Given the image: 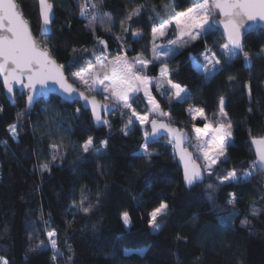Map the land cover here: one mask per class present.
Listing matches in <instances>:
<instances>
[{"label": "trees", "instance_id": "obj_1", "mask_svg": "<svg viewBox=\"0 0 264 264\" xmlns=\"http://www.w3.org/2000/svg\"><path fill=\"white\" fill-rule=\"evenodd\" d=\"M164 1L92 0L99 13L93 21L90 6L81 16V4L89 0H51V32L43 39L50 44L54 59L68 68L66 75L87 67L89 61L97 62L103 49L98 40L105 41L112 56L124 52L122 44L131 56L136 51L132 33H147L162 23ZM173 1L167 4L177 12L195 2ZM16 2L37 35V1ZM138 6L140 14L125 21L128 31H122L121 21ZM224 43L214 28L167 60L173 70L171 78L190 93L184 102L170 105L168 97L152 87L162 109L170 112L172 126L188 133L185 147L190 151H194L193 121L187 109L204 107L214 120L220 97L225 99V111L233 124L228 159L211 178L189 188L183 183L171 145L150 159L134 155L141 149L142 139L125 135L127 123L121 106L110 115L108 126L95 128L89 112L77 102L69 104L49 95L27 110L24 93L16 92L12 104L0 84V257L8 264H264V172L256 171L248 182L236 184L220 185L216 178L232 168L243 175L256 159L252 137L264 136V31L248 33L238 56L205 80L192 67L190 56L203 62L207 48L223 63L220 46ZM73 49L78 51L73 53ZM243 52L250 54L249 62ZM74 57L76 63H71ZM159 66V62L154 68L150 65L148 75L157 76ZM96 97L104 101L102 95ZM132 103L138 113L147 111L142 95L136 94ZM22 110L23 115L18 116ZM14 123H19L15 139L8 127ZM196 123L203 125L199 118ZM88 136L94 138L99 156L80 149ZM53 143L61 145L63 158L41 172L40 165L51 162ZM82 189L87 197L84 206H92L87 214L78 204L73 207L74 201H80ZM232 194L236 201L228 204ZM161 201L168 203L169 210L158 218L160 230L153 231L148 213ZM125 211L129 213L127 225L122 219ZM245 219L248 223L242 224ZM52 229L57 233L58 254L47 243L46 232ZM40 240L45 246L36 248ZM126 249L132 251L126 254Z\"/></svg>", "mask_w": 264, "mask_h": 264}, {"label": "snow or ice", "instance_id": "obj_2", "mask_svg": "<svg viewBox=\"0 0 264 264\" xmlns=\"http://www.w3.org/2000/svg\"><path fill=\"white\" fill-rule=\"evenodd\" d=\"M39 5L41 35L37 38L32 34L29 21L23 16L15 0H0V77H2L6 95L14 97L17 86H19L21 94L24 91L27 92L26 103L31 106L38 98L46 99L50 91L58 89L66 101L82 100L85 107L90 106L93 120L97 124L108 123L103 119L102 113L108 115L118 106H122V115L126 110L130 112L125 125V135L129 134V127L137 121L141 127L148 123L151 124V134L147 131L144 132L145 142L141 145V151L134 155L150 159L154 155L150 150L151 144L158 142L161 134H166L174 154L179 156L183 165V179L186 185L192 186L202 182L205 178H211L218 172L220 165L228 159L227 152L231 143L229 138L233 136V124L225 111L224 97H220L218 112L215 114L214 120L209 119L204 107L190 106L187 109L193 121L191 130L197 141L192 145L194 151H189L183 147L190 139L188 133L184 129L172 126L170 112L164 111L152 94V84L155 81V89L161 96L168 97L170 105L174 101L184 102L190 93L187 87L171 78L173 70L169 67L167 60L174 58L192 41H197L214 30L216 24L222 25L223 35L226 37V43L220 46V54L225 58L223 63L215 52L209 54L211 50L207 48L202 54L203 63L194 56H190L192 67L203 75L205 80L211 79L222 70L224 64L230 63L243 49L242 30L246 27V22L254 24L264 21V0H202L185 11L169 15V18L164 20L158 28L152 29L153 57L151 60L145 59L142 54H137L129 59L123 44L121 49H124V54L112 56L105 41L98 40L103 49L97 58V63L93 64L89 61L87 67L72 72L70 75H66L68 68L64 64L57 63L53 58L50 44L43 39L44 36L50 35L49 26L52 23L54 5L49 0H39ZM89 6L93 10L91 19L94 21L99 13L96 11L97 4L92 0H89V3L81 4V16L87 14ZM140 12L141 7L138 6L127 13L125 19L121 21L122 31H128V28L124 27L125 21H131ZM217 14L221 17L219 21L215 19ZM103 15L110 18L109 13H103ZM173 24L175 25L176 38L169 40L167 45H157L155 40L165 38ZM132 35L133 37H142V33L139 31H134ZM117 39L121 38L118 36ZM77 51V49H73V53ZM243 58L245 62H249L250 54L243 52ZM156 62L160 63L159 76L151 77L147 75V72L150 70V65L155 67ZM71 63H76L75 57ZM77 83L82 86V90L75 86ZM140 92L143 93L148 108V111L143 114L138 113L132 103L135 95ZM97 94L103 96L104 102L97 100ZM80 111V108H77L76 114H79ZM20 115H23V110L18 113V116ZM165 118H167V122ZM198 118L203 122L202 127L196 123ZM8 127L15 139L19 123L11 124ZM251 142L256 147V159L250 162L249 168L245 169L243 175H238L235 168L228 170L226 175H217L218 184L248 182L256 171L264 172V137H252ZM103 146L107 147V141L103 142ZM79 147L85 154L94 153L97 156L101 154L100 150L94 149L92 136H88ZM50 149L52 151L51 162L42 163L40 165L41 172L50 170L52 162L63 158L60 144L53 143L50 145ZM200 160L203 161V164L198 163ZM207 187L214 189L212 184ZM84 191L85 189L81 190V199L79 202L74 201L73 207L78 204L79 209L87 214L92 206H84L87 199ZM235 201V194H232L227 203L234 204ZM168 210V203L161 201L148 213V223L153 231L160 230L161 225L158 223V218L167 215ZM255 214L253 211V215ZM122 219L126 225L129 223L127 211L122 213ZM241 223L247 224L248 220L245 219ZM46 236L47 243L51 245L54 253L58 254L55 229L47 231ZM45 243L44 240H40L35 247H43ZM125 251L127 254L132 250L126 249ZM140 251L143 252V250ZM56 258L57 255H54L53 259ZM68 260L70 262L71 257ZM0 264H8L7 259L0 257Z\"/></svg>", "mask_w": 264, "mask_h": 264}, {"label": "rangeland", "instance_id": "obj_3", "mask_svg": "<svg viewBox=\"0 0 264 264\" xmlns=\"http://www.w3.org/2000/svg\"><path fill=\"white\" fill-rule=\"evenodd\" d=\"M202 2V0H195L194 4L196 3H200ZM164 3L166 4L163 8V12L161 14V18H163L162 22L164 20H167L169 18V15H174L175 13H177V11H175L174 7H170L168 4L169 3H174L173 0H166L164 1ZM168 3V4H167ZM167 6V7H166ZM185 11V10H184ZM161 24V23H160ZM159 24V25H160ZM159 25L155 26V27H159ZM142 33V37H133L134 40H135V44H136V51L133 55H128L127 53V56L129 59H131L132 57H135L137 56V54H142L143 57L145 59H149L151 60L152 57H153V52H152V47H153V37H152V30L150 32H147V33H144L142 31H139ZM205 36V35H204ZM202 36V37H204ZM201 37V38H202ZM176 38V35H175V25H171L170 26V29L169 31L167 32L166 34V37L165 38H157L155 40V43L157 45H160V46H164V45H167L168 41L169 40H174ZM193 42V41H192ZM119 54H124V52H120ZM209 54H211V52H209ZM110 58V57H109ZM97 63V62H96ZM203 63V62H201ZM95 64V63H94ZM159 69H160V66L158 68V74L157 76H154V77H158L159 76ZM148 75V73H147ZM201 77H203V75L199 74ZM150 76V75H149ZM152 77V76H151ZM155 86V81L153 82L152 84V87ZM156 90V89H155ZM157 91V90H156ZM140 95H142L143 97V93L140 92L138 93ZM145 100V99H144ZM146 102V100H145ZM147 103V102H146ZM122 107V106H121ZM119 111V110H118ZM147 111H148V108H147ZM120 113H121V108H120ZM189 114V113H188ZM122 115V114H121ZM129 115H130V112H128L127 110L124 112V114L122 115L123 118H125V122L127 123L128 119H129ZM190 116V115H189ZM167 119V118H165ZM203 126V125H202ZM200 126V127H202ZM147 127L148 131L145 129ZM192 128V127H191ZM147 131L149 134H150V130L148 128V124H146L144 127H141L139 125V122H135V124L133 126H130L129 129H128V136H132V137H137V138H140L142 139V144L145 142L144 140V132ZM10 132V131H9ZM192 132V130H191ZM11 135H13L11 132H10ZM193 137H192V141L194 142L193 144H196L197 141H196V138H195V135L194 133H192ZM264 137V136H263ZM230 141H231V137L229 138ZM165 145H171L168 143V140H164V139H159L158 142L156 143H153L151 144V147H150V150L153 152V153H157L162 147H164ZM172 146V145H171ZM141 151V149L139 150V152ZM201 162L203 163V161L201 160ZM2 170L5 171L6 168L2 165ZM206 216L210 217V215L208 213H206ZM132 250V249H131ZM140 250H143V249H140ZM140 250H138L139 252H141ZM144 251V250H143Z\"/></svg>", "mask_w": 264, "mask_h": 264}, {"label": "water", "instance_id": "obj_4", "mask_svg": "<svg viewBox=\"0 0 264 264\" xmlns=\"http://www.w3.org/2000/svg\"><path fill=\"white\" fill-rule=\"evenodd\" d=\"M37 1V4H38V11H39V18H40V5H39V0H36ZM15 2H16V0H15ZM49 2H51V0H49ZM17 3V2H16ZM52 3V2H51ZM18 4V3H17ZM53 4V3H52ZM19 5V4H18ZM19 7H20V5H19ZM20 9H21V7H20ZM23 14V13H22ZM53 14H54V8H53V12H52V19H53ZM24 16V15H23ZM25 17V16H24ZM215 19L217 20V21H219L220 19H221V17L217 14L216 15V17H215ZM29 24H30V22H29ZM40 24H41V19H40ZM52 24V23H51ZM51 24H50V32H51ZM248 25H251L250 27L248 26ZM214 28H216V29H218V31L220 32V34H221V37L224 39V41H225V43H226V37L223 35V32H224V30H223V26L222 25H219V24H216L215 26H214ZM30 29H31V31H32V34L35 36V37H37V38H39L40 37V26H39V29H38V34L37 35H35L34 34V32H33V30H32V28H31V24H30ZM257 29H261V30H263L264 31V21H258V22H256V23H252V22H246V27L242 30V42L244 41V38H245V36L248 34V33H250V32H252V31H254V30H257ZM45 37V36H44ZM243 50V49H242ZM241 50V51H242ZM54 58V57H53ZM58 63V62H57ZM0 84H1V86H2V91H3V94H4V96H5V98L10 102V103H14V97H15V94H14V97H9L8 95H6V90L5 89H3V80H2V77H0ZM76 86V85H75ZM77 88H80V87H78V86H76ZM81 90H82V88H81ZM16 92H17V94L18 95H21V90H20V87L19 86H17V89H16ZM15 92V93H16ZM25 95H26V100H27V92L26 91H24L23 92ZM49 95H54V96H56V97H58L59 99H61L62 101H64V102H67V103H69V104H72V103H74V102H71V101H66L64 98H63V96L60 94V92L58 91V89L56 90V91H50L49 93H48V96ZM41 98H43V97H41ZM97 98V97H96ZM38 99H40V98H38ZM37 99V100H38ZM36 100V101H37ZM97 100L98 101H101V102H104V101H102V100H99L98 98H97ZM79 105H80V107L83 109V110H85V111H88L89 112V114H90V118H91V122H92V124H93V126L95 127V128H99V127H103V126H108V124H109V117H110V115L114 112H111L110 114H108V115H104L103 113H102V117H103V119H105V120H107L108 121V123L107 124H97L94 120H93V117H92V112H91V108H90V106L89 107H85V105H84V102L82 101V100H77L76 101ZM35 103V102H34ZM33 103V104H34ZM25 104H26V109L27 110H29V109H31L32 107H33V104L31 105V106H28L27 105V103L25 102ZM174 127V126H173ZM148 128H149V130H150V134H151V124L149 123L148 124ZM175 128H177V127H175ZM161 137H165V138H167L168 139V141H169V137L166 135V134H161V136H160V138ZM189 141V140H188ZM187 143V142H186ZM185 143V144H186ZM185 144L183 145V147H185ZM186 148V147H185ZM188 149V148H187ZM189 150V149H188ZM172 151H173V155L175 156V159H176V161H177V164H178V166H179V168L181 169V172H182V178H183V165H182V163L180 162V159H179V156L178 155H175L174 154V150H173V147H172ZM190 151V150H189ZM183 183H184V185H185V187L186 188H189V187H191V186H188V185H186L185 184V182H184V179H183ZM199 183H201V182H199ZM199 183H196V184H199ZM195 185V184H194ZM193 186V185H192Z\"/></svg>", "mask_w": 264, "mask_h": 264}, {"label": "crops", "instance_id": "obj_5", "mask_svg": "<svg viewBox=\"0 0 264 264\" xmlns=\"http://www.w3.org/2000/svg\"><path fill=\"white\" fill-rule=\"evenodd\" d=\"M253 145V144H252ZM253 147H254V150H255V153H256V147L253 145Z\"/></svg>", "mask_w": 264, "mask_h": 264}]
</instances>
